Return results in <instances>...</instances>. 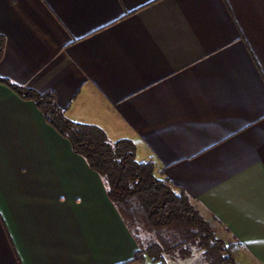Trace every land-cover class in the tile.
I'll list each match as a JSON object with an SVG mask.
<instances>
[{"label": "crops", "instance_id": "1", "mask_svg": "<svg viewBox=\"0 0 264 264\" xmlns=\"http://www.w3.org/2000/svg\"><path fill=\"white\" fill-rule=\"evenodd\" d=\"M0 33V77L132 140L236 264H264V0H0ZM135 249L100 175L0 84V264H136Z\"/></svg>", "mask_w": 264, "mask_h": 264}, {"label": "trees", "instance_id": "2", "mask_svg": "<svg viewBox=\"0 0 264 264\" xmlns=\"http://www.w3.org/2000/svg\"><path fill=\"white\" fill-rule=\"evenodd\" d=\"M5 43L0 34V60ZM0 84L32 101L45 122L100 175L107 197L136 244L128 263L168 264L169 259H186L196 252L207 264H236L233 243L216 234L213 220L183 189L168 177L155 175L152 160L136 159L132 140L111 142L99 126L71 121L51 89L40 92L5 77H0Z\"/></svg>", "mask_w": 264, "mask_h": 264}, {"label": "rangeland", "instance_id": "3", "mask_svg": "<svg viewBox=\"0 0 264 264\" xmlns=\"http://www.w3.org/2000/svg\"><path fill=\"white\" fill-rule=\"evenodd\" d=\"M227 240L232 242L231 238H229ZM168 264H207V263L205 262V260L201 256V254L195 252V253H193V255L191 257L186 258V259H169Z\"/></svg>", "mask_w": 264, "mask_h": 264}, {"label": "built area", "instance_id": "4", "mask_svg": "<svg viewBox=\"0 0 264 264\" xmlns=\"http://www.w3.org/2000/svg\"><path fill=\"white\" fill-rule=\"evenodd\" d=\"M141 264H150L148 261H145V262H143V263H141Z\"/></svg>", "mask_w": 264, "mask_h": 264}]
</instances>
